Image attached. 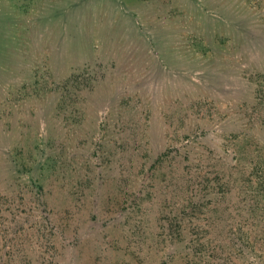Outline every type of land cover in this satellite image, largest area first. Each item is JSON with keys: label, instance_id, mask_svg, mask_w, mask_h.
I'll return each instance as SVG.
<instances>
[{"label": "rangeland", "instance_id": "1", "mask_svg": "<svg viewBox=\"0 0 264 264\" xmlns=\"http://www.w3.org/2000/svg\"><path fill=\"white\" fill-rule=\"evenodd\" d=\"M0 264H264V0H0Z\"/></svg>", "mask_w": 264, "mask_h": 264}, {"label": "trees", "instance_id": "2", "mask_svg": "<svg viewBox=\"0 0 264 264\" xmlns=\"http://www.w3.org/2000/svg\"><path fill=\"white\" fill-rule=\"evenodd\" d=\"M186 247V246H185ZM187 249V248H186Z\"/></svg>", "mask_w": 264, "mask_h": 264}]
</instances>
